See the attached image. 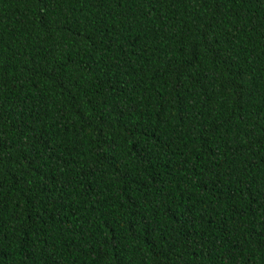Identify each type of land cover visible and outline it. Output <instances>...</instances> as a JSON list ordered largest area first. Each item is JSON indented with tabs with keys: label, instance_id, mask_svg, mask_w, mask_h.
<instances>
[{
	"label": "trees",
	"instance_id": "obj_1",
	"mask_svg": "<svg viewBox=\"0 0 264 264\" xmlns=\"http://www.w3.org/2000/svg\"><path fill=\"white\" fill-rule=\"evenodd\" d=\"M0 264H264V0H0Z\"/></svg>",
	"mask_w": 264,
	"mask_h": 264
}]
</instances>
